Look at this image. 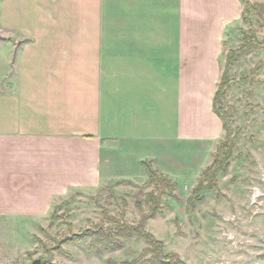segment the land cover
<instances>
[{
	"label": "crops",
	"instance_id": "1",
	"mask_svg": "<svg viewBox=\"0 0 264 264\" xmlns=\"http://www.w3.org/2000/svg\"><path fill=\"white\" fill-rule=\"evenodd\" d=\"M72 1L22 0L24 28L0 35V87L14 92H0L3 224L120 180L118 156L167 175L185 146L203 170L225 136L213 103L240 0Z\"/></svg>",
	"mask_w": 264,
	"mask_h": 264
},
{
	"label": "rangeland",
	"instance_id": "2",
	"mask_svg": "<svg viewBox=\"0 0 264 264\" xmlns=\"http://www.w3.org/2000/svg\"><path fill=\"white\" fill-rule=\"evenodd\" d=\"M21 2L0 0V35L17 37V30L24 28L21 21L32 10L17 7ZM258 4L264 5V2ZM74 5L73 0L69 6ZM67 18L76 25L75 17L68 15ZM59 28L66 31L67 26ZM246 33H255L259 40L264 39V11L252 9L247 22L241 21L229 30L223 71L228 51L238 49ZM231 78L233 87L224 103L234 107L237 113L229 123L234 146L226 173L218 175L215 190L201 191L194 201L188 202L201 172L207 168L200 169L207 155H198L182 146L181 160L176 161L178 167L162 164L168 172L166 176L177 185L175 198H163V213L150 220L146 227L164 242L166 253L178 254L185 264H264V47L250 52L234 65ZM12 90L0 87V92L6 94H14ZM18 90H15L17 97ZM226 135L225 132L220 143ZM113 146L118 150L119 145ZM110 154L107 155L112 161ZM144 161L153 162L154 169L162 173L154 159L144 158L137 164L118 156L112 161L111 170L120 180L102 187H111L108 194L98 193L99 190L71 192L56 201L46 220L17 218L14 222H0V264H32L36 260H41V264H107L108 259L120 262L142 255L150 257L145 254L147 244L136 238L123 250L103 254L91 249V238L78 244L69 241L96 225H110L105 215L131 225L140 223L149 206L138 207L139 194L145 198L152 191L157 193L147 185ZM122 178H131L134 183Z\"/></svg>",
	"mask_w": 264,
	"mask_h": 264
},
{
	"label": "trees",
	"instance_id": "3",
	"mask_svg": "<svg viewBox=\"0 0 264 264\" xmlns=\"http://www.w3.org/2000/svg\"><path fill=\"white\" fill-rule=\"evenodd\" d=\"M244 6L242 21H248V14L253 10L261 9L264 11V5L253 3L250 0H240ZM264 47V39L261 41L255 33L244 34L242 45L238 49H231L227 53L226 68L222 73L218 89L214 97L213 108L215 113L221 118L223 127L226 132V138L223 140L217 151L213 155V161L210 166L201 172L197 186L193 189L188 202L194 201L199 196L201 191L206 189L215 190L219 174H225L231 160V153L234 146V141L230 138L232 131L229 123L233 121L237 110L232 106H226L224 99L227 97L228 91L233 87L234 80L231 78V68L237 65L250 52L259 51ZM148 174L147 185L154 187L157 193L150 192L144 198L142 193L139 194L137 205L142 209V204L149 206V212L142 215V219L138 225L127 224L123 221H117L113 218L105 219L110 225H96L94 229H88L85 233L75 235L69 241L71 243H80L87 238H91L93 243L91 249L97 254L112 253L123 250L126 244L132 239L143 240L147 244L145 251L150 257L145 258L143 255L135 258L132 261H115L108 259L107 264H185L180 256L176 253H166L165 244L158 240L153 234L147 230V223L161 215L165 209L163 198H175L177 185L168 176L154 169L153 162L144 161L142 163ZM111 187L99 189L98 193H109ZM143 201H141V199ZM144 254V255H145Z\"/></svg>",
	"mask_w": 264,
	"mask_h": 264
},
{
	"label": "water",
	"instance_id": "4",
	"mask_svg": "<svg viewBox=\"0 0 264 264\" xmlns=\"http://www.w3.org/2000/svg\"><path fill=\"white\" fill-rule=\"evenodd\" d=\"M32 264H41V260H36Z\"/></svg>",
	"mask_w": 264,
	"mask_h": 264
}]
</instances>
